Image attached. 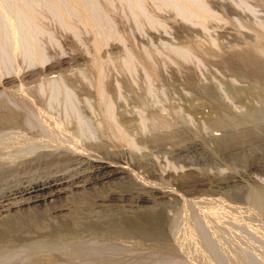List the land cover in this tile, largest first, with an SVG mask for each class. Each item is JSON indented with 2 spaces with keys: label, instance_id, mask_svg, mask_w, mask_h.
<instances>
[{
  "label": "rangeland",
  "instance_id": "rangeland-1",
  "mask_svg": "<svg viewBox=\"0 0 264 264\" xmlns=\"http://www.w3.org/2000/svg\"><path fill=\"white\" fill-rule=\"evenodd\" d=\"M44 1L37 2L49 9L41 7L45 18L35 35L45 49L42 62L0 47V119L11 111L19 120L12 127L1 121V167L26 170L29 159L56 145L46 139L53 129L40 128L33 115L25 120L28 111L48 110L79 138L76 150L92 159H114L127 173L121 187L155 198L140 208L161 211L170 204L169 213L163 209L170 221L162 242H153L119 237L117 231L65 232L48 214L31 231L4 235L0 264H264V0H194L206 5L203 20H194L174 0L137 5L141 18L136 7L133 13L119 4L116 12L103 8L108 13H97L103 16L98 21L90 8L101 24L96 32L82 26L68 31L50 0ZM93 62L108 99L98 97L91 82ZM103 107L110 108L111 118L102 117ZM35 174L20 172L18 181ZM159 191L168 193L163 204Z\"/></svg>",
  "mask_w": 264,
  "mask_h": 264
},
{
  "label": "bare ground",
  "instance_id": "bare-ground-1",
  "mask_svg": "<svg viewBox=\"0 0 264 264\" xmlns=\"http://www.w3.org/2000/svg\"><path fill=\"white\" fill-rule=\"evenodd\" d=\"M37 1L38 0H27V3H24V2H26L25 0H24V2H22V0H12L9 3H4L6 1H4V2L1 1V3H4L5 5L4 4L0 5V17H2L1 19H3L2 20L3 22L2 21H0V22H2L4 24V25H2L3 27L1 26L2 29L5 26V28H4L5 30L3 29L4 31L2 29H0V30H2V31H0V35L3 33L0 37V47L5 46L4 48L8 49V52H10V54L13 53L14 55H15V53H18L19 51H20L19 52L20 55H21V53L24 52L23 54H25V57L27 56L26 57L27 61H28V57H29L31 62H33V60H37L39 62H42V60H41L42 54L43 55L45 54V53H41V51H40V50H45V49H43V47H41L42 46L41 44L43 42L42 43L40 41L36 42V40H35L36 33L38 32V30L39 31L41 30L40 28H37L36 25L39 24L38 22H41V21H39V19L45 18V17L43 18V16L41 17V15H43V14L45 15L44 11L41 8V7H44L43 5H45V4H40L41 2L38 3ZM50 1L48 3H49V5H51L50 7H52L53 11H55V13H57L56 17L60 18L58 20L61 23L62 27L66 28L68 31L71 30V32L72 31L74 32V31H76V29L78 30L79 26H82L85 28L86 27L90 28L92 32L93 31L96 32L97 30H99V27L101 25V24H98L97 22L102 21L103 16L101 15V17H100V15L98 14L100 19L98 17L94 18L91 14L92 13L91 10L96 9V13L93 12V13H95V15H97V13H100V14L103 13V15H105L104 11L106 9H108L109 6L110 7L113 6V8H111V10L114 11L115 10L114 8L119 7L117 5L120 4L121 6L119 8H122V10L125 9L124 6H122V5H125V7L128 6L129 9L130 8L131 9L137 8L134 11L138 12L139 7H136L137 5L138 6H139V4L148 5V2H150L151 0L150 1L149 0H52L51 3H50ZM167 1L168 0H158V2H153L154 4H152V5H155V3H156V5H158V6H163L164 3H166ZM174 1H176L180 5L184 6L187 11L191 12L192 13L191 16H192V18H194V20H203L204 17L206 16V14H205L206 11H204V9H207V8H206V5L204 2H201V4H200V3H195L194 0H174ZM37 4H40L42 6L39 7V5H37ZM156 5H155V7H156ZM90 8H92V9L90 10ZM103 8L105 10H103ZM119 8H117V9H119ZM140 8H144V7L142 6ZM145 8H146V6H145ZM45 9H49V8L47 7ZM126 9H127V7H126ZM129 9H128V11L124 10V12L125 11L129 12ZM98 10H102V12L98 11ZM41 11L43 14L41 13ZM116 11L117 10H115V12ZM131 11L134 13L133 9ZM49 12H51V11H49ZM105 12L108 13L110 11L108 9V12L107 11H105ZM14 13L19 14L21 18L18 19L19 18L18 15H17V17H18L17 18ZM134 14L136 17H140V18L143 17L142 12H138V13H134ZM141 14H142V16H141ZM11 15H14V16H11ZM135 16L133 17L134 19H135ZM72 17H74V19ZM105 17L103 18V21L105 20V22H107L108 20L106 21ZM96 18L99 19L97 22H96V20H97ZM59 22H57V23L59 24ZM2 23H0V24H2ZM107 24H109V23L107 22ZM59 26H60V24H59ZM95 35L96 34H94L93 38L96 37ZM22 41L23 42L25 41L26 43L23 44ZM39 45H41V46L39 47ZM93 45H94L93 49L97 53L99 50L100 44L96 38L93 39ZM14 55H11V56H14ZM96 55L97 54L94 55V58L96 57ZM45 56H43V57H45ZM96 60H97V58H96ZM94 62H93V67H92L94 74H93V77L91 76L94 80L91 82H93L95 85V89L97 91L96 93H98L100 95L98 97H101L102 99H108V98H103L104 97V86L102 85L103 84L102 81H104V80H102L103 77H101L102 75L100 73L101 70H99L100 68L94 67L95 63H96V62L95 63ZM98 62L99 61L97 60V63ZM97 63H96V65H97ZM94 68H97V69L95 70ZM57 82H59V80ZM67 90H68V88H67ZM56 93L57 92H55L53 94H56ZM66 93H68V91H66ZM61 95H63V94H61ZM61 95H59V96L61 97ZM64 95H66V94H64ZM68 95H70V94H68ZM105 95H106V93H105ZM70 96L72 97L73 95H70ZM55 97H53V98H55ZM18 101H19V98H18ZM69 101H71V100H69ZM105 101H107V100H105ZM47 102H50V101H47ZM102 102L104 103V101H102ZM100 103H101V100H100ZM103 103H102V105H103ZM69 105H67V106L69 107ZM22 106L25 107V105H22ZM26 106H28V105H26ZM30 107H33V106H30ZM104 109L106 112L103 111L104 115H102V117L105 116V114H106V117L109 118L111 115L110 108L105 107ZM33 110H34V108H33ZM34 111L35 112H33V113H32V111L31 112L28 111V113H30L29 114L30 116L25 118V120L31 118L32 115H33V117L35 116L34 118H36L35 120L37 121V124L40 125V128L42 127L43 130L44 129L47 130L49 128L54 130V134L53 133H52V135L50 134V137H49L50 140L48 139V136H49L48 134H47L48 135L47 138L45 137L46 135L44 136V139L46 138L48 140V142L49 141L53 142V140L57 141V142H56L55 146H53V145L49 146L48 145L49 147H52L51 150L46 149L47 151H45V152H39L37 154L35 153L36 156L33 154L34 153L33 152L32 154L35 156L34 160L29 159L30 162L28 161L29 163L27 162L28 164L27 165L25 164L26 167H24L26 170H21L19 168H12V166L11 167L9 166L10 168L9 167H3L4 165L1 167L2 164H0V241L4 238V235H6L8 233L20 235V233H22L24 231L25 232L31 231L32 229H34V227H37L40 224H42V222L44 221V218L46 219L48 214L49 215L51 214L55 218L54 222L57 223L60 227H62L61 229L65 232L66 231H78V232H80L81 230L84 232V230H86L87 234H88L87 231H89L91 233L95 232L96 234L97 233H99V234L104 233L103 235H105L106 232L117 231V233H118L117 236H119V234L122 236H125V237L126 236L128 237L129 235L130 236L136 235V236H140V238H141L142 236H144V237H148V239L149 238L155 239V240H153V242L154 241L160 242L161 237L164 233L163 232L164 226L166 225L165 226V228H166L169 225L168 221H170L168 219H165L166 217H163V214H165V213H163V211H164L163 209H165V208H162L161 211L151 209V208H144V209L140 208L139 204H141V203L147 204L148 202L154 203L155 198L153 200V198H151V197H148L146 195H140V194L136 193L133 189H125V188L121 187L122 184H120V183L123 182L122 179H124L127 176L125 169L121 168L122 166H119L117 163H115V161H113L114 159L110 160L111 159L110 157H109L110 159L109 158L108 159H101V158H99V159L93 158L92 159V157L89 158L88 156L84 155V153L86 154L87 151L84 152L83 150L87 146L82 149V151L84 153L76 150L78 147L75 146L77 144V142H75L74 139H79V138L73 137L75 135H72V137H71L72 131L69 135L68 131L62 126V124L64 122L59 123L56 120L57 118L55 119L56 116L54 117L53 115L46 114V111H47V113H49L48 110H46V111L43 110L45 113H42L43 112L42 110L40 111L39 108H38V110L36 108ZM75 111H76V108H75ZM103 112L101 111V113H103ZM34 113L37 115H35ZM112 113H113V111H112ZM26 116H28V114ZM67 116H69V115L67 114ZM31 119H33V118H31ZM76 119H78V118H76ZM109 120L113 122V120H111V119H109ZM1 121L5 122V124L6 123H9V124L15 123V125H16L19 120H18V117L16 116V114L10 111L7 113V115L1 117L0 122ZM2 122L0 123L1 125L3 124ZM104 124H106L105 126H108L109 128L111 127L114 130L113 127H115V126L111 122H110V124L108 123V125H107L106 121H104ZM21 125H19V126H21ZM9 126L12 127L11 124ZM118 126H119V124H118ZM82 127H83V125H82ZM14 128H16V127H14ZM116 128H118V127H116ZM113 130L111 131L112 133H113ZM108 131H110V130H108ZM86 133H88V132H86ZM73 134H75V133H73ZM42 135H44V132ZM80 135H82V134L80 133ZM80 135H79V137H80ZM31 137H33V136H31ZM36 137H39V136H36ZM85 137H86V134H85ZM41 139H43V138H41ZM46 139H45V142H46ZM48 142H47V144H50V145L52 144V143H48ZM79 142H78V144L80 145ZM53 143H55V142H53ZM70 144H73V145L75 144L74 145L75 147L70 145ZM82 144L83 143L81 142L80 147L82 146ZM31 146L32 145H30V147ZM53 148H55V149H53ZM58 148H60V150ZM33 149H35V148H33ZM79 150H81V149H79ZM86 150H88V148ZM19 152H18V154H19ZM23 153H25V152H23ZM10 160H8V161H10ZM12 164H14V163H12ZM14 165H16V164H14ZM20 172L21 173H28V174L29 173L30 174L36 173V174L32 177L30 176L29 178L26 177L27 179L25 181L19 180L20 181L19 182L18 176L20 175ZM23 178H25V177H23ZM19 179H20V177H19ZM159 192H161V191H159ZM164 194H162V192H161V194H159L158 197L156 196L158 198V201H161L162 204H163V198L165 197ZM167 194H165V195H167ZM244 195H246V194H244ZM176 198H177V196H176ZM192 199H194V198H192ZM180 200H182V199H180ZM252 200H254V197ZM164 205H166V206L169 205L170 207H172L170 204H164ZM155 206H156V204H155ZM163 207H165V206H163ZM170 207L167 206L165 209L166 211H164V212H167ZM167 213H169V212H167ZM51 226H53V225H51ZM60 227H58V228H60ZM59 231H60V229H59ZM65 232H63V233H65ZM59 233H61V232H59ZM75 233H77V232H75ZM113 234H115V233H113ZM113 234H112V236H113ZM110 235H111V233H110ZM114 237H115V235H114ZM126 239H128V238H126ZM121 240H123V239H121ZM134 241H135V239H134ZM139 241H141V240H139ZM161 242H162V240H161ZM165 248H167V247H165Z\"/></svg>",
  "mask_w": 264,
  "mask_h": 264
}]
</instances>
